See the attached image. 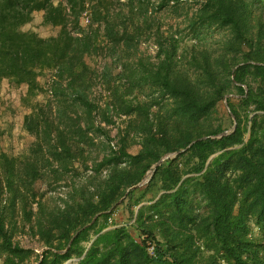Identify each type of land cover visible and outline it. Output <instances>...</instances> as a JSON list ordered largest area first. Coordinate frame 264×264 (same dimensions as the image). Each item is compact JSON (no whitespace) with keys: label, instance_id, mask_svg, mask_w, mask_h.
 <instances>
[{"label":"trees","instance_id":"1","mask_svg":"<svg viewBox=\"0 0 264 264\" xmlns=\"http://www.w3.org/2000/svg\"><path fill=\"white\" fill-rule=\"evenodd\" d=\"M155 3L0 0L32 137L0 146V264H264V0Z\"/></svg>","mask_w":264,"mask_h":264},{"label":"rangeland","instance_id":"2","mask_svg":"<svg viewBox=\"0 0 264 264\" xmlns=\"http://www.w3.org/2000/svg\"><path fill=\"white\" fill-rule=\"evenodd\" d=\"M151 1L153 2V5L149 9L150 13L156 11V0ZM155 15L162 19L164 29H168L170 24H176V20H174L173 16L165 10L160 12L157 11ZM41 19L42 17L40 13H34L32 22L25 25L24 29L36 31L44 37L57 34L58 28L44 25ZM154 45V41L151 39L142 42L141 48L154 56L156 53ZM104 62L105 60L103 58H98L99 65H103ZM22 90L23 88L12 86L7 81L3 82L0 89V114L2 115L0 118V127L5 131L0 140V146L5 150L16 154L25 150L26 146L32 139V137L22 128L24 115L26 113V110L20 104V94ZM227 108L225 102L220 105L221 112H224ZM116 217L120 218L118 213L116 214ZM19 239L27 245L35 246L36 251H39L38 253L42 252L43 248L41 245L29 236H20Z\"/></svg>","mask_w":264,"mask_h":264},{"label":"water","instance_id":"3","mask_svg":"<svg viewBox=\"0 0 264 264\" xmlns=\"http://www.w3.org/2000/svg\"><path fill=\"white\" fill-rule=\"evenodd\" d=\"M230 110V109H229ZM231 112V111H230ZM236 129V122H234V124H233V126H232V128L231 129H229V130H226V131H224L221 135H228V134H230L232 131H234ZM208 136H206V137H203V138H207ZM197 140H194V141H192L186 148H184V149H182V150H180V151H178V152H172V153H168V154H166L165 156H163L154 166H153V168H152V170H150L149 172H148V175H147V177L144 179V180H142L139 184H137V185H135L133 188H136V187H140V186H143L144 184H146L147 182H149L150 181V179H151V177L153 176V174H154V172H155V170H156V168L162 163V162H164L165 160H167V159H169V158H173V157H175L176 155H178L180 152H184V151H186L187 149H189L195 142H196Z\"/></svg>","mask_w":264,"mask_h":264},{"label":"built area","instance_id":"4","mask_svg":"<svg viewBox=\"0 0 264 264\" xmlns=\"http://www.w3.org/2000/svg\"><path fill=\"white\" fill-rule=\"evenodd\" d=\"M80 23L83 27H89L91 24H93L92 11H91L89 4H86V6H85V8L81 14ZM154 47H155L156 52H157V50H158L157 45L155 44ZM118 69L121 70V65L118 66Z\"/></svg>","mask_w":264,"mask_h":264},{"label":"crops","instance_id":"5","mask_svg":"<svg viewBox=\"0 0 264 264\" xmlns=\"http://www.w3.org/2000/svg\"><path fill=\"white\" fill-rule=\"evenodd\" d=\"M38 13H40V15H41V17H42V19H41V21H43V11H39ZM23 126V125H22ZM70 262V263H69ZM68 262V264H73V263H76V260H71V261H69Z\"/></svg>","mask_w":264,"mask_h":264}]
</instances>
